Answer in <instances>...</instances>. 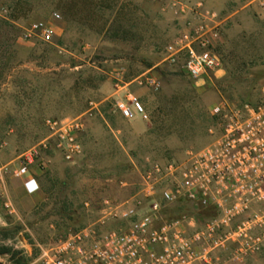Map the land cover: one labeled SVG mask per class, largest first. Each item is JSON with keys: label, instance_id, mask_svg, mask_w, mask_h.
<instances>
[{"label": "rangeland", "instance_id": "374dc122", "mask_svg": "<svg viewBox=\"0 0 264 264\" xmlns=\"http://www.w3.org/2000/svg\"><path fill=\"white\" fill-rule=\"evenodd\" d=\"M183 1L191 4L180 11L173 0H0L1 161L18 160L46 139L48 118L82 121V153L74 162L64 161L53 144L40 148L42 202L29 209L15 182L19 177L9 170L0 213L10 222L0 223V247L10 251L0 253V264H39V245L98 219L109 205L139 197V174L147 163L181 160L208 144L215 104L257 96L264 83V5L221 22L214 44L220 69L195 80L181 61L165 60L166 45L200 19L192 3L201 2L220 21L247 0ZM36 20L52 26L50 42L22 37ZM147 71L159 78L157 89L128 84L147 119H126L114 106L119 86ZM187 211L178 201L164 214ZM242 264H264V249Z\"/></svg>", "mask_w": 264, "mask_h": 264}, {"label": "built area", "instance_id": "2783aa9c", "mask_svg": "<svg viewBox=\"0 0 264 264\" xmlns=\"http://www.w3.org/2000/svg\"><path fill=\"white\" fill-rule=\"evenodd\" d=\"M173 4L183 11L191 3L173 0ZM192 6L200 9V19L166 45L165 60L173 65L181 61L190 78L203 80L220 69L214 44L221 21L216 12L203 11L201 2ZM53 34L48 22L36 20L24 28L22 37L50 42ZM132 82L157 89L160 80L147 71L119 86L123 91L114 106L121 116L147 119L139 96L128 87ZM211 115L208 144L181 160L147 163L139 174V197L109 205L98 219L67 228L52 244L39 245V264L241 263L263 250L264 83L254 99L222 100ZM46 124L49 136L19 156L10 169L14 176L28 175L40 148L50 144L66 162L82 153L77 135L80 118H48ZM23 184L29 193L38 188L31 176ZM178 201L191 211L167 218L164 210ZM4 206L13 212L9 203ZM222 253H227L225 258Z\"/></svg>", "mask_w": 264, "mask_h": 264}, {"label": "crops", "instance_id": "0c3cea01", "mask_svg": "<svg viewBox=\"0 0 264 264\" xmlns=\"http://www.w3.org/2000/svg\"><path fill=\"white\" fill-rule=\"evenodd\" d=\"M258 3L264 5V0H247L245 4L242 5L241 8H237V9L235 8L233 10H230V12L227 15L220 18V21L222 22V21H226L227 19H231L235 17L236 14L240 12L243 8H247L249 6L254 8L256 7ZM3 148H6L5 143L0 142V194L1 196H4L5 194H7L8 189H9L10 180H12L11 175L9 174V170L11 169V167H14L18 164V160H16L15 158L1 161L2 159L5 158V154L2 152ZM12 162L14 163L11 164ZM36 162L38 161L36 160ZM36 162L30 167V171L28 175L21 176L15 179V182L17 183L16 185L18 186V191L20 192L21 195L25 197V200H26V203L28 204L29 209H31L32 207H34L35 205H37L38 203L44 200V194L41 190V185L39 182V172H41V170L39 169V167L37 168L38 165L36 164ZM30 176L34 178L38 188L35 191L29 193L26 191L23 183H24V180ZM13 212H15V209L13 210ZM9 222L10 220H8L6 215L5 214L2 215L0 213V223L4 225V224H8ZM221 256L223 257V255ZM250 256L246 257L243 262L234 263V264H242Z\"/></svg>", "mask_w": 264, "mask_h": 264}, {"label": "trees", "instance_id": "16d2710c", "mask_svg": "<svg viewBox=\"0 0 264 264\" xmlns=\"http://www.w3.org/2000/svg\"><path fill=\"white\" fill-rule=\"evenodd\" d=\"M9 251H10V249L7 248V247H0V253H8ZM18 264H22V263L21 262H18Z\"/></svg>", "mask_w": 264, "mask_h": 264}]
</instances>
